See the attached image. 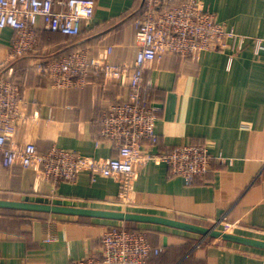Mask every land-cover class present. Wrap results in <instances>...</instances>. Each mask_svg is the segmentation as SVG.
<instances>
[{
	"label": "crops",
	"instance_id": "obj_1",
	"mask_svg": "<svg viewBox=\"0 0 264 264\" xmlns=\"http://www.w3.org/2000/svg\"><path fill=\"white\" fill-rule=\"evenodd\" d=\"M201 2L218 21L249 40L232 56L206 52L192 60L167 54L148 63L144 82L151 87L150 103L159 110V143L143 146L157 153L184 144L207 145L224 163L216 162L191 185L172 177L164 162L138 165L133 184L137 205L127 209L117 203L119 184L113 178L92 177L86 171L75 182L55 187L37 179L34 169L16 164L2 172L0 199H71L82 207L159 215L264 240V49L257 53L254 41L264 40V0ZM144 10L145 0H96L93 18L83 22L74 40L76 50L87 49L92 57L113 65L132 60L135 22L144 17ZM38 29L42 35L46 31L41 21ZM13 37L11 29L0 31V61L7 57ZM54 39L40 37V53L47 55L41 59L73 53H64L68 37ZM33 59L20 57L5 69L12 68L7 76L22 87L28 116L18 127L17 142L33 143L45 153L56 146L95 159L117 156L113 141L98 138L99 119L110 105L127 97V79L108 82L90 76L82 88L58 89L37 73ZM19 216L23 220L13 225L0 209V264H71L96 254L102 234L124 223L42 212ZM126 224L145 229L149 241L163 249L148 264H264L263 249L161 225Z\"/></svg>",
	"mask_w": 264,
	"mask_h": 264
},
{
	"label": "built area",
	"instance_id": "obj_2",
	"mask_svg": "<svg viewBox=\"0 0 264 264\" xmlns=\"http://www.w3.org/2000/svg\"><path fill=\"white\" fill-rule=\"evenodd\" d=\"M96 0H0V31L11 29L7 57L0 61V189L3 170L20 164L34 169L37 179L58 186L75 182L82 172L92 177L113 178L119 184L117 203L127 209L137 205L133 184L138 165L164 162L172 177H182L186 185L203 179L213 165L224 163L207 145L184 144L172 150L153 153L144 148L148 142L158 145L155 131L158 107L150 103V86L144 81L145 66L173 54L198 60L206 52H231L235 55L247 44L248 37L227 28L201 0H145L144 17L135 22L137 49L132 60L113 65L106 58L92 57L79 49L59 59H33L37 73L54 88H82L90 76L123 83L128 95L119 104L110 105L99 119L98 138L113 141L117 156L108 159L84 157L54 146L41 152L33 143L20 145L16 140L19 125L26 124L21 85L11 80L9 61L35 53L39 47V23L52 32L79 36L82 24L95 14ZM257 53L264 49L263 39H254ZM112 49H108L110 54ZM163 249L154 246L145 229L129 228L125 223L108 228L101 236L96 254L71 264H148Z\"/></svg>",
	"mask_w": 264,
	"mask_h": 264
},
{
	"label": "water",
	"instance_id": "obj_3",
	"mask_svg": "<svg viewBox=\"0 0 264 264\" xmlns=\"http://www.w3.org/2000/svg\"><path fill=\"white\" fill-rule=\"evenodd\" d=\"M0 209L99 218L124 223L161 225L201 235L203 239H218L264 250L263 239L159 215L82 207L77 201L71 199H51L44 196L25 195L20 200L0 199Z\"/></svg>",
	"mask_w": 264,
	"mask_h": 264
},
{
	"label": "trees",
	"instance_id": "obj_4",
	"mask_svg": "<svg viewBox=\"0 0 264 264\" xmlns=\"http://www.w3.org/2000/svg\"><path fill=\"white\" fill-rule=\"evenodd\" d=\"M39 34H40V37L42 36V38L43 37L45 39L46 38H49L51 40L53 39L54 41H55L54 38H56L57 35L64 36V37H68V42L69 41L70 42L67 44V47L64 50V53H66V54H69L71 52H74V50L76 51L77 46H79V45H78V43L76 44V42H74V40L78 39V37L81 35L80 34L79 36H67V35H64V34H62L60 32H52V31H49V30H46L43 35L41 34V31H39ZM38 50L35 53H31V54L27 55L25 57V60L26 59H29V58H38V57H45V56H47V55H44V54L40 53L41 52L40 51V48ZM49 55L50 54H48V56ZM56 56H58V55H54L52 57H56ZM11 79H13V78H11ZM1 211H2V213H4L6 215V217H8L7 218L8 222H10L13 225L16 224L19 221H20L19 223H21V221L23 220L22 216H19L20 214H28V213H31V212H26V211H18V210H10V209H1ZM128 223H130V222H128ZM130 224H133V223H130ZM129 228H131V227H129Z\"/></svg>",
	"mask_w": 264,
	"mask_h": 264
},
{
	"label": "rangeland",
	"instance_id": "obj_5",
	"mask_svg": "<svg viewBox=\"0 0 264 264\" xmlns=\"http://www.w3.org/2000/svg\"><path fill=\"white\" fill-rule=\"evenodd\" d=\"M38 49H39V47H38ZM20 215H24V214H20ZM23 218V217H22Z\"/></svg>",
	"mask_w": 264,
	"mask_h": 264
}]
</instances>
